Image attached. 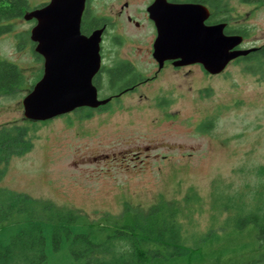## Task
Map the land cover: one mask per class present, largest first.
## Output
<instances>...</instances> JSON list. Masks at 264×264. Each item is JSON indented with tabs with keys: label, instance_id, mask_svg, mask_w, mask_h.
I'll list each match as a JSON object with an SVG mask.
<instances>
[{
	"label": "rangeland",
	"instance_id": "1",
	"mask_svg": "<svg viewBox=\"0 0 264 264\" xmlns=\"http://www.w3.org/2000/svg\"><path fill=\"white\" fill-rule=\"evenodd\" d=\"M45 1L28 4L36 8ZM123 1L90 0L89 7L110 16ZM128 1V10L141 18L136 10L147 0ZM223 1L219 13L228 15L227 25L246 30L240 47L264 46V3ZM3 24L9 29L0 33V58L20 67L25 83L0 95V125L28 126L32 147L9 160L0 188L74 208L90 221L168 204L195 256L153 264H264L254 262L264 246H258L252 226L237 230L230 223L232 202L248 208L264 192L257 172L264 165V78L248 71L247 62L234 59L209 78L193 66L175 80L178 89L163 90L173 99L166 106L151 86L129 93L121 104L111 102L109 112L79 109L29 121L21 101L40 65L29 39L34 24L21 17ZM114 32L128 39L120 48L134 54L146 49L150 37L145 24L135 29L118 22ZM203 123H209L205 130ZM45 250L41 264L84 261L72 257L64 243L52 249L48 237Z\"/></svg>",
	"mask_w": 264,
	"mask_h": 264
},
{
	"label": "trees",
	"instance_id": "2",
	"mask_svg": "<svg viewBox=\"0 0 264 264\" xmlns=\"http://www.w3.org/2000/svg\"><path fill=\"white\" fill-rule=\"evenodd\" d=\"M194 1L214 6L216 22L228 21V15L219 13L225 6L223 0ZM249 2L262 4L264 0ZM29 9L28 0H0V23L23 17ZM94 22L99 23V18ZM8 29V25L0 24V33ZM224 32L245 35L246 30L226 25ZM238 59L247 62L248 71L264 78V60L257 49L235 60ZM24 83L20 67L0 58V95H11ZM208 124L203 123L201 129H207ZM28 130V126L16 123L0 125V178L11 158L31 149ZM257 172L264 177V165L258 167ZM236 204L237 201L231 204L235 209L231 225L237 230L251 225L258 246H264V192L255 195L248 208L243 203ZM227 206L224 203V207ZM130 210L127 216L106 215L99 221H90L74 208L0 188V264H41L46 258L47 237L52 249L64 243L72 257L84 258L81 264H153L162 262L160 259L178 262L195 256L194 250L183 243L177 211L171 205L156 204L145 211ZM260 261H264V253L254 260Z\"/></svg>",
	"mask_w": 264,
	"mask_h": 264
},
{
	"label": "water",
	"instance_id": "3",
	"mask_svg": "<svg viewBox=\"0 0 264 264\" xmlns=\"http://www.w3.org/2000/svg\"><path fill=\"white\" fill-rule=\"evenodd\" d=\"M85 0H48L27 10L34 19L30 40L43 58V74L22 98L23 118L45 121L79 107L96 108L109 98L98 99L91 78L99 67L101 29L80 33ZM156 28L153 55L161 63L178 59L177 65L200 63L211 74L222 72L234 59L256 47L241 48L243 35L227 34L224 21L206 25V6L193 2L154 0L148 7Z\"/></svg>",
	"mask_w": 264,
	"mask_h": 264
},
{
	"label": "flooded vegetation",
	"instance_id": "4",
	"mask_svg": "<svg viewBox=\"0 0 264 264\" xmlns=\"http://www.w3.org/2000/svg\"><path fill=\"white\" fill-rule=\"evenodd\" d=\"M47 1L43 2V5ZM153 1L154 0H147L145 7L136 10H139L141 14V18H137L135 14L128 10L130 5L128 0H124L116 10L112 11L110 16L102 14H99V16L95 15L89 7L90 0H85V7L81 16L80 33L88 36L96 29L102 30L99 49V67L92 76L91 82L97 90L98 99L109 98V100L96 108L84 106L76 108L73 111L86 109L90 113L93 111H99V114L102 112H109L110 109L107 108V105L111 102L117 101L121 104L123 97L129 93H136L143 87L150 88L151 86L152 89L156 91L155 97L156 100L160 102L159 105L166 106V104L173 99L171 96L163 95V90L168 89V87L175 90L178 89V82L175 80L179 78V75L191 72L193 66H197L198 69L202 71L203 76L207 78L213 76V74L207 72L200 63L177 65L176 62L178 59H165L160 63L159 60L154 57L153 43L156 38V28L148 12V7ZM167 1L202 4L208 9V16L204 20V23L206 25L216 23V10L214 6L209 3L194 0ZM33 8L35 7H30V9ZM96 18H99V23L94 22ZM26 21H31L35 24L34 19ZM118 22L121 23V25L127 22L135 29H142L144 24L146 25L150 37L146 49L143 52L134 54L120 48L124 44V41L126 42L128 39L122 36V34L114 32ZM143 22L144 24L142 25ZM0 24L5 25L3 22ZM256 49L259 52L261 60H264V46H256ZM37 59L40 64L37 76V80H39L43 74V58L37 54ZM158 91H161V93H158ZM181 94L182 93H180V95ZM120 104H118V106Z\"/></svg>",
	"mask_w": 264,
	"mask_h": 264
}]
</instances>
